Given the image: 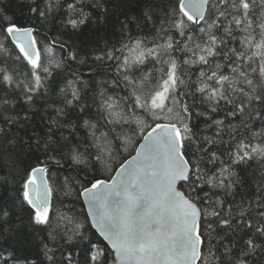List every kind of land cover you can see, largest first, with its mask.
Listing matches in <instances>:
<instances>
[{"label": "snow or ice", "instance_id": "snow-or-ice-1", "mask_svg": "<svg viewBox=\"0 0 264 264\" xmlns=\"http://www.w3.org/2000/svg\"><path fill=\"white\" fill-rule=\"evenodd\" d=\"M89 7L100 9L103 4L101 0H91V4L86 0H56L55 4L47 0L43 10L37 5L31 11L38 18H47L54 9H65L64 26L76 30L90 19L85 13ZM140 19L145 27L151 25L149 36H129L119 48L113 46L95 57L115 62L120 79L113 83L122 85L126 95L113 97L100 88L88 103L76 81L67 79L59 89L62 107L55 109L56 119L50 120L45 135L34 137L35 142L27 145L36 154V162L22 174L18 198L35 224L49 225L56 191L50 165L60 168L71 161L84 169L91 165L93 171L103 167L115 175L86 177L79 189L73 187L71 177H65L61 187L66 196L75 191L77 198L83 197L92 226L111 247L113 264H204L202 223L211 215L220 217L221 225H229L222 215L219 192L230 194L242 183L232 166L253 154L264 157V128L251 127L256 121L264 125V0H164L159 5L149 3ZM237 31L243 34L240 46L230 47L229 41L237 40ZM35 32L36 28L23 26L0 10V35L14 45L15 61L27 68L19 73L24 80L17 79V69L0 68V90L6 91L5 85L11 89L9 95L0 97V118L5 125L16 123L15 118L3 115L10 111L12 93L20 89L31 103L34 95L47 93L46 82L53 78L48 65L55 62L54 48L49 45L42 51ZM146 40L152 47H147ZM0 51L8 52L4 43H0ZM219 56L229 62L230 75L213 63ZM68 58L75 60V52L70 51ZM149 60L153 67L140 72ZM194 65L200 70L192 90L180 91L186 83V70ZM197 93L212 113L218 111L221 101L232 105L227 116L240 119L249 139L229 133L233 143L223 151L218 149L217 144L223 143V119H212L206 125L215 128L213 135L197 137L190 122L194 116L207 114L194 113V103L188 102ZM92 106L97 117L83 118ZM53 126L67 129L68 134L61 132L57 137ZM81 129L84 136L77 139ZM0 136L8 137L9 132L0 128ZM254 139L261 142L253 144ZM7 143L12 145L13 140ZM129 146L135 155L113 168L120 150L128 151ZM225 152L227 161L221 159ZM9 162L15 168L11 156ZM205 162L213 167H201ZM260 201L264 196L257 201L259 223L253 225L248 218L242 227L264 236V203ZM10 212L7 204L0 205V216ZM60 219L75 223L73 232L82 227L71 218ZM207 227L211 230L212 223ZM237 246L246 255L256 248V241L252 236L241 237ZM92 260L105 264V250L98 249ZM228 264L246 261L237 254Z\"/></svg>", "mask_w": 264, "mask_h": 264}, {"label": "trees", "instance_id": "trees-1", "mask_svg": "<svg viewBox=\"0 0 264 264\" xmlns=\"http://www.w3.org/2000/svg\"><path fill=\"white\" fill-rule=\"evenodd\" d=\"M46 2L47 0H0V10L23 26L36 28L34 35L37 37L39 47L43 51L51 45L54 48L52 59L55 61L48 65L53 72V78L46 82L47 93L34 95L33 101L29 103L24 99V94L20 89H17L11 94L10 111L3 112L4 116L15 118L16 123L5 125L3 119L0 118V128H5L9 132L8 137L0 136V205L7 204L11 208L8 216H0V264H95L92 256L98 249L106 252L105 264H113L112 251L92 228L81 197L77 198L75 191L72 195L66 196L65 189L61 186L65 177H71L74 182L73 187L79 189L86 177L88 179L97 176L108 178L114 171L110 173L100 166L93 171L91 165L84 169L83 165H72L71 161L64 163L60 168L50 165L56 191L53 196L54 210L50 213L51 223L49 225L35 224L30 210L27 206L21 205L18 198L20 178L25 169L36 162V154L30 151L27 145L35 142L34 137L45 135L49 130L50 120L56 119L55 109L62 107L61 96L58 94L59 89L64 86L67 79L76 81L77 86L82 89L81 94L86 93L85 100L88 103H91L93 93L100 88H104L113 97L126 95L122 90V85L116 87L113 83L120 79L115 62L98 61L95 57L112 49L113 46L119 48L129 36L141 39L149 36L151 25L144 26V21L140 19L141 14L149 3L159 5L164 0H101L103 8H86L85 13L90 19L76 30L70 26H64L62 21L65 9L56 8L47 18H38L31 11L37 5L43 10ZM86 2L91 4V0H86ZM52 3L55 4L56 0H52ZM217 34L224 35L223 32ZM234 35L237 36V40L229 41V46L239 47V38L243 34L237 31ZM257 40H259L258 35ZM0 43H4L8 48V52L0 51V61L7 62L6 64L0 63V68L8 67L9 71L15 68L17 79L24 80V76L19 73L27 71V68L15 61L14 45L5 40L3 35H0ZM145 43L147 47H152L150 40H146ZM70 51L75 52V60L68 58ZM124 54L129 55L127 50ZM213 63L219 64L221 71L225 74H231V68L228 67L229 62L225 57H216ZM57 64L60 66L57 67ZM152 67V62L149 60L141 66L140 72H147ZM199 70L198 65L186 70L187 75L184 77L186 83L181 86L180 91L192 90V82L196 80ZM4 88L6 91L0 90V97L11 93V89L6 85ZM199 97L200 94L197 93L196 98L190 97L188 101L190 104L194 103V113H207L199 118L194 116L190 122L197 137L213 135L215 128L209 129L206 125L210 124L212 119H223L225 122L223 143L217 144L218 149L223 151L229 143H233L229 133L244 134L246 141L249 139V135L244 133L240 127V119L227 116L232 105L221 101L218 111L212 113L208 104H202ZM254 107L259 106L254 105ZM0 111L3 110L0 109ZM89 117L93 119L97 117L95 106H92L83 118ZM244 119H247V116ZM100 123L102 124L103 121L101 120ZM251 127L260 130L264 128V125L256 121ZM53 131L56 132L57 137L61 132L64 135L68 134L67 129H57L54 126ZM84 133L85 130L81 129L77 139H82ZM8 140H13V144L8 145ZM251 142L258 144L261 141L254 139ZM133 153L132 146H129L128 151L121 149L116 161L113 162V168ZM9 156L12 161H15V168L9 162ZM221 159L227 161L226 152ZM218 166L219 162H217ZM201 167L212 168L213 166L205 162ZM232 168L242 183H238L230 194L219 192V198L223 202L222 215L225 219H229V225H221L220 217L211 215L202 223L205 238V245L202 249L205 253L204 264H228L229 260L235 259L237 254L246 261V264H264V236L257 235L254 229L248 231L242 227L248 218L252 219L253 225L260 221L258 215L260 208L257 201L264 196V157L253 154L251 159L241 161L239 165H233ZM212 199L215 200L216 197L213 196ZM241 209L245 213L243 217ZM208 211L210 213L211 208ZM61 216L71 218L82 227L78 232H73L75 223L69 224L66 220H61ZM209 222L212 223L211 230L207 227ZM249 236L255 239L256 248L245 255L237 245L241 237L247 239ZM229 248L231 252L226 251ZM209 251L213 255L209 256Z\"/></svg>", "mask_w": 264, "mask_h": 264}, {"label": "water", "instance_id": "water-1", "mask_svg": "<svg viewBox=\"0 0 264 264\" xmlns=\"http://www.w3.org/2000/svg\"><path fill=\"white\" fill-rule=\"evenodd\" d=\"M136 146H138V144H137ZM133 155H135V152H134ZM127 158H130V155H129ZM112 175H115V172H113ZM81 199H82V202H83V204H84V207H85V210H86V214H87V216H88V208H87V204L85 203L83 197H81ZM88 219H89L90 224H91V226H92L91 219H90L89 217H88ZM92 228H93V229L99 234V232L97 231V229H96L95 227L92 226ZM99 235H100V234H99ZM100 237L104 240V242L107 244V246L111 249V247H110L108 241L105 240L103 236L100 235ZM111 251H112V250H111Z\"/></svg>", "mask_w": 264, "mask_h": 264}, {"label": "rangeland", "instance_id": "rangeland-1", "mask_svg": "<svg viewBox=\"0 0 264 264\" xmlns=\"http://www.w3.org/2000/svg\"><path fill=\"white\" fill-rule=\"evenodd\" d=\"M133 154H134V153H133ZM133 154H132V155H133ZM83 205H84V204H83ZM84 209H85V207H84ZM95 232H96V231H95ZM96 233H97V232H96ZM97 234H98V233H97Z\"/></svg>", "mask_w": 264, "mask_h": 264}, {"label": "bare ground", "instance_id": "bare-ground-1", "mask_svg": "<svg viewBox=\"0 0 264 264\" xmlns=\"http://www.w3.org/2000/svg\"><path fill=\"white\" fill-rule=\"evenodd\" d=\"M99 235V234H98ZM100 236V235H99ZM102 239V238H101ZM103 240V239H102ZM104 241V240H103ZM111 250V249H110Z\"/></svg>", "mask_w": 264, "mask_h": 264}]
</instances>
